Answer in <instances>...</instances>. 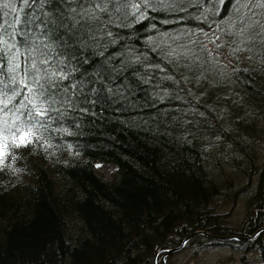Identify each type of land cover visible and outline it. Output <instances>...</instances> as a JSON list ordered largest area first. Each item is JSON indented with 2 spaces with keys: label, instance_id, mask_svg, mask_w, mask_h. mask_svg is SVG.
<instances>
[{
  "label": "trees",
  "instance_id": "obj_1",
  "mask_svg": "<svg viewBox=\"0 0 264 264\" xmlns=\"http://www.w3.org/2000/svg\"><path fill=\"white\" fill-rule=\"evenodd\" d=\"M233 2L165 0L152 4L139 22L129 15L108 24L104 16L111 37L98 31L80 45L65 36L66 47L50 41L66 62L71 58L75 71L63 84H77L79 107L68 110L62 123H53L67 132L44 133L39 143L13 148L10 133L4 132L10 155L0 166V264H163L164 253L196 230L248 236L264 226V164L258 165L253 148L246 152L248 169L235 158L234 167L244 170L254 186L241 225L213 208L225 187L208 167L215 146L237 151L241 133L255 136V120L246 123L247 115H264V46L259 43L264 8L253 9L259 24L249 36L255 42L240 49L252 56L249 63L234 58L229 71L220 61L214 72L202 63L186 68L183 61L169 65L163 58L169 46L191 47L190 35L207 43L202 32L211 37L221 30L216 27L221 21L235 23ZM44 10L53 12L50 5ZM161 40L167 41L163 52L157 48ZM166 75L175 80L163 79ZM125 85L121 99L116 89ZM86 95L94 105L85 102ZM99 163L116 166L110 179L97 169ZM234 173L228 177L232 186L239 184ZM191 243L230 245L255 254L253 264H264V230L247 240L200 233L183 247ZM171 255L166 264L172 263Z\"/></svg>",
  "mask_w": 264,
  "mask_h": 264
},
{
  "label": "snow or ice",
  "instance_id": "obj_2",
  "mask_svg": "<svg viewBox=\"0 0 264 264\" xmlns=\"http://www.w3.org/2000/svg\"><path fill=\"white\" fill-rule=\"evenodd\" d=\"M0 0V166H4L10 153L9 135L13 148L28 143H39L44 133L64 131L66 128H55L53 123H62L68 110L79 107V95L76 92L77 84L69 81L71 73L75 71L71 67V58H62L63 52H57L53 38L60 41L61 47H66L62 37L77 44L86 43V38L95 39V32L106 31L107 24L103 17L107 16V23H113L118 17L127 18L131 15L137 22L146 18V10L152 4H164L165 0ZM223 5L227 0H218ZM75 4L77 7H66ZM50 5L53 12L45 11V6ZM141 6L145 11L141 10ZM264 8V0H234L230 5L231 16L236 18L235 23L228 19L221 21L216 27L227 31L236 39L233 41L232 54L234 55L247 43H254L249 33L255 29L259 22L254 18L253 9ZM28 11H25V9ZM62 10H65L67 15ZM131 10V11H130ZM155 10V9H153ZM210 9H205V12ZM140 16L137 17L136 13ZM23 14V18H21ZM70 21V24H69ZM238 25V26H237ZM60 29L63 32L55 35ZM264 31V29H262ZM106 35L113 34L106 31ZM165 33L164 36H168ZM207 43L199 39H191L189 43L178 45L176 48L168 47L163 52V46H167L166 40H161L157 48L163 52V58L169 65L173 60L177 63L184 62V67H199L201 63L210 71H217L220 65L218 49L224 46L223 42L216 43L220 39L215 30L211 37L203 33ZM175 37L174 40H178ZM259 43L264 46V39ZM214 47L210 48L208 45ZM153 48L152 51H157ZM199 49L198 51L196 49ZM215 52V56L213 53ZM132 55V53H129ZM135 62H140L139 55L133 56ZM165 71L160 64H149ZM202 75V74H201ZM165 80H175L171 75L163 77ZM149 83V80H142ZM178 83V81H176ZM81 87L83 85L81 84ZM116 89V95L124 98V89ZM92 92L96 89L93 87ZM112 93V89H107ZM160 101L164 100L158 92L154 93ZM167 95V93H165ZM75 98V101H74ZM86 103L94 105V101L85 98ZM82 113L87 109H79ZM95 115V113H91ZM9 118L11 124H9ZM39 134V135H37ZM71 134V133H69ZM32 137H35L33 141ZM15 159V156H12ZM11 168V164H8ZM21 171V169H13Z\"/></svg>",
  "mask_w": 264,
  "mask_h": 264
},
{
  "label": "rangeland",
  "instance_id": "obj_3",
  "mask_svg": "<svg viewBox=\"0 0 264 264\" xmlns=\"http://www.w3.org/2000/svg\"><path fill=\"white\" fill-rule=\"evenodd\" d=\"M227 34V31L222 30L216 32V35L220 37L216 43L224 42L222 49H218L220 53L218 58L223 62L224 68H228L230 71V68L232 66L235 67L236 64L234 63V58H239L246 64L252 61V56L242 50L233 55L232 50L228 49L230 48L231 35L229 34L228 36ZM245 110H248V108ZM251 120H255V132L257 135L255 134V136L251 137L241 133L242 147L235 146L237 151H235L234 147L227 148L225 145L221 147L217 145L208 155V167L211 174L218 178L221 183L223 182V187H225L224 194L218 197V202L213 204V208L223 214L228 222L234 225H241L243 222L254 187L250 176L244 170L234 167L236 165L235 158L240 159L239 161H241L243 167L248 169L250 161L246 152L253 148L250 152H256L258 165L264 164V115L259 113L247 115L246 123L253 124ZM97 169L106 178L110 179L116 170V166L110 163H99L97 164ZM230 173H234L238 177L239 184H236V186H232L229 183L230 181H228ZM230 185L232 187L229 190L227 187ZM171 256V264H253V260L257 257L252 253L238 251L230 245L218 243H211L207 246H197L191 243L190 246L173 252Z\"/></svg>",
  "mask_w": 264,
  "mask_h": 264
},
{
  "label": "water",
  "instance_id": "obj_4",
  "mask_svg": "<svg viewBox=\"0 0 264 264\" xmlns=\"http://www.w3.org/2000/svg\"><path fill=\"white\" fill-rule=\"evenodd\" d=\"M263 230H264V226L261 227L260 229H258L257 231H255L253 234L248 235V236H241V235H236V234L228 235V236H222V235H214V234L209 233V232L204 231V230H196V231L190 233V234H189V235L183 240V242H182L179 246H177V247H173V248H170V249H168V250L164 253V255H163V264H166V263H165V257H166V256H168L170 253H173V252H175V251H178V250L182 249L183 246H184V244H185V243H186V242H187L192 236H195V235H197V234L202 233V234H205V235H207V236H209V237H213V238H227V239L247 240V239H250V238L255 237L257 234H259V233H260L261 231H263Z\"/></svg>",
  "mask_w": 264,
  "mask_h": 264
},
{
  "label": "bare ground",
  "instance_id": "obj_5",
  "mask_svg": "<svg viewBox=\"0 0 264 264\" xmlns=\"http://www.w3.org/2000/svg\"><path fill=\"white\" fill-rule=\"evenodd\" d=\"M233 19H236V18H234V16H233ZM233 37V36H232Z\"/></svg>",
  "mask_w": 264,
  "mask_h": 264
}]
</instances>
